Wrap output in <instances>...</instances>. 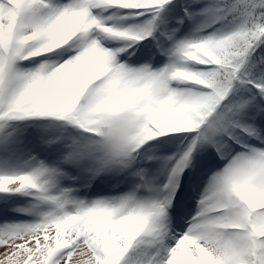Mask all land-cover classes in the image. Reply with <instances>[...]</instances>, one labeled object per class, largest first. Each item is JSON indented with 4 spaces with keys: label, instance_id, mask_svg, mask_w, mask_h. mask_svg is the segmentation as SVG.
<instances>
[{
    "label": "snow or ice",
    "instance_id": "1",
    "mask_svg": "<svg viewBox=\"0 0 264 264\" xmlns=\"http://www.w3.org/2000/svg\"><path fill=\"white\" fill-rule=\"evenodd\" d=\"M0 264H264V0H0Z\"/></svg>",
    "mask_w": 264,
    "mask_h": 264
}]
</instances>
